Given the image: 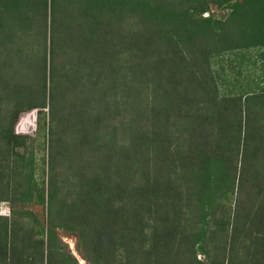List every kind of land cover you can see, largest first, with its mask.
I'll list each match as a JSON object with an SVG mask.
<instances>
[{
  "label": "trees",
  "instance_id": "1",
  "mask_svg": "<svg viewBox=\"0 0 264 264\" xmlns=\"http://www.w3.org/2000/svg\"><path fill=\"white\" fill-rule=\"evenodd\" d=\"M1 101L0 264H264V0H0Z\"/></svg>",
  "mask_w": 264,
  "mask_h": 264
},
{
  "label": "rangeland",
  "instance_id": "2",
  "mask_svg": "<svg viewBox=\"0 0 264 264\" xmlns=\"http://www.w3.org/2000/svg\"><path fill=\"white\" fill-rule=\"evenodd\" d=\"M212 11L214 12H218V10L215 9L214 6H212ZM62 51H54V53L52 54V62H51V71H52V76L51 78H53V81L56 82L55 77H57V73L56 71L59 70L60 73L62 72V68H63V61H62ZM49 69H50V63H49V58H48V62H47V75L49 74ZM59 73V72H58ZM58 83H65V79L62 78L60 79V81ZM55 84V83H53ZM77 89H79L80 87H76ZM69 90V89H68ZM55 87H53V94H55ZM65 94H64V99H67V93H69L66 89H65ZM70 91V90H69ZM84 91L82 90V93ZM84 94L86 95V92H84ZM135 102H133V106H135L137 104L138 99L134 100ZM13 103V101H11ZM57 103L58 102H52V109L57 108ZM9 102H0V120L3 123H8L10 121V113H8V105ZM48 105V104H47ZM45 112L44 113H39V109L38 108H33L30 110H22L18 113L17 117L15 120H13V133L14 134H18V135H27L30 139L27 140L28 143H26L27 146H34V151L36 148L37 143H41V140L44 139V142L46 144V146L48 145V141H50V137H48V118H49V114H47V108L45 107L43 109ZM63 110H58L55 114L57 115V117L52 118L53 121L51 122L52 124V132H51V136L53 137L51 139V145H54L56 142H58L57 146H60L63 144V141L65 139H68L71 141L72 137L74 136V134H72V137H69L70 132H68V128L65 126V122H61L62 120L59 118L60 115H62ZM12 119V118H11ZM42 123V121H44V127L43 129H40V123ZM57 122H61L60 126H65L66 127V131L64 130V132H59V135H57L59 129L56 127L55 124H57ZM62 130V127H61ZM60 130V131H61ZM45 132V135L43 134ZM61 134V135H60ZM125 139L127 138V136H122ZM48 139V140H47ZM64 139V140H63ZM63 140V141H61ZM123 141V140H121ZM32 143V144H31ZM42 145V144H41ZM45 146V147H46ZM23 148L20 147L18 148V151L22 152ZM36 155L38 156V160L40 159V155H45L46 154V150L43 149L39 150V152H36ZM46 157V156H45ZM47 164L44 165V167ZM47 167V166H46ZM25 208L30 209L32 211V213L38 217V219L43 223L44 227L46 226V207L41 205V204H37L33 201L29 202L28 204L25 205ZM0 213L1 214H8L9 213V207H8V202L2 201L0 202ZM56 230V234L57 236L61 239V241L65 244H67L69 251L77 258L78 263L79 264H87V262L81 257L79 251L76 248V240H77V234L74 231H66L63 228H55ZM83 260H82V259ZM81 259V260H80ZM82 261V262H80Z\"/></svg>",
  "mask_w": 264,
  "mask_h": 264
},
{
  "label": "bare ground",
  "instance_id": "3",
  "mask_svg": "<svg viewBox=\"0 0 264 264\" xmlns=\"http://www.w3.org/2000/svg\"><path fill=\"white\" fill-rule=\"evenodd\" d=\"M81 259H82V258H81ZM81 259H80V260H81ZM82 260H83V259H82ZM80 262H82V261H80Z\"/></svg>",
  "mask_w": 264,
  "mask_h": 264
}]
</instances>
